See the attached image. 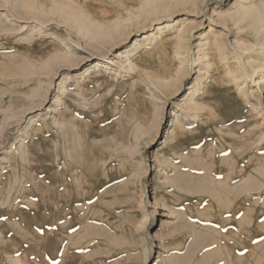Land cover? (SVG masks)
Segmentation results:
<instances>
[{
    "label": "rangeland",
    "instance_id": "1",
    "mask_svg": "<svg viewBox=\"0 0 264 264\" xmlns=\"http://www.w3.org/2000/svg\"><path fill=\"white\" fill-rule=\"evenodd\" d=\"M264 0H0V264H264Z\"/></svg>",
    "mask_w": 264,
    "mask_h": 264
},
{
    "label": "snow or ice",
    "instance_id": "2",
    "mask_svg": "<svg viewBox=\"0 0 264 264\" xmlns=\"http://www.w3.org/2000/svg\"><path fill=\"white\" fill-rule=\"evenodd\" d=\"M53 264H58V262H56V261H53Z\"/></svg>",
    "mask_w": 264,
    "mask_h": 264
},
{
    "label": "bare ground",
    "instance_id": "3",
    "mask_svg": "<svg viewBox=\"0 0 264 264\" xmlns=\"http://www.w3.org/2000/svg\"><path fill=\"white\" fill-rule=\"evenodd\" d=\"M264 26V25H263ZM264 28V27H263Z\"/></svg>",
    "mask_w": 264,
    "mask_h": 264
}]
</instances>
